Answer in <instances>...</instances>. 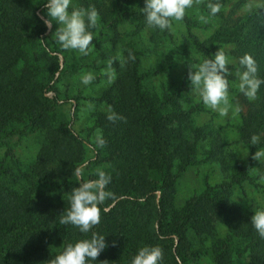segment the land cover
I'll use <instances>...</instances> for the list:
<instances>
[{
    "label": "trees",
    "instance_id": "16d2710c",
    "mask_svg": "<svg viewBox=\"0 0 264 264\" xmlns=\"http://www.w3.org/2000/svg\"><path fill=\"white\" fill-rule=\"evenodd\" d=\"M77 1L84 8L95 6L104 28L115 30L125 22L147 26L141 12L144 0H114L110 9L98 6V0ZM217 2L223 7L226 0L207 3ZM41 7L28 0L0 2V264H48L65 246L90 238L92 232L105 236L108 246L89 264L105 260L131 264L144 246L162 249L160 264H199L206 255L212 264H234L243 256L248 264H264V239L251 223L253 213L232 198L242 183L258 186L255 180H264V160L251 158L256 150H264V84L255 100L245 96L240 100L244 107L237 132L239 143L248 150L247 163L241 165L233 153L225 155L215 135L207 158L219 161L228 179L206 184L176 206L179 178L195 164L198 143L206 138L192 125L202 106L181 105L192 88L188 76L176 91H149L147 78L160 71L140 73L141 54L128 43L116 77L98 98H91L106 111L95 114L93 129L100 136L89 144L74 133L73 115H60L59 99L50 97L56 93L59 66L57 55H52L57 50L50 52L51 32L37 15ZM186 10L182 22L203 60L211 58L214 48L228 46L225 54L236 62L228 65L231 73L238 59L249 54L256 61L258 77L264 79V10L236 18L217 13L223 23L203 41L191 31ZM130 53L134 60L128 59ZM227 79L230 87L233 75ZM29 134L43 135V142L34 161L24 168L14 147ZM253 135L260 137L256 145L250 143ZM87 151L92 158H86ZM91 168L111 177L106 186L110 196L99 205V225L81 233L59 221L69 207L72 189L98 178V171L90 173ZM261 192L264 195V186ZM217 224L225 226L226 235L207 250L201 241L214 235Z\"/></svg>",
    "mask_w": 264,
    "mask_h": 264
},
{
    "label": "rangeland",
    "instance_id": "374dc122",
    "mask_svg": "<svg viewBox=\"0 0 264 264\" xmlns=\"http://www.w3.org/2000/svg\"><path fill=\"white\" fill-rule=\"evenodd\" d=\"M210 0H199L186 10V16L191 23V31L200 39L206 40L212 32L218 28L223 20L218 15H212L207 7ZM1 2V0H0ZM34 5L42 6L37 15L46 16L44 3L46 0H28ZM264 3V0H260ZM114 0H98L97 5L110 9L114 6ZM247 0H226L220 12L227 17L236 18L247 13L244 6ZM72 7H81L77 0H72ZM88 8V7H86ZM57 25L53 23L50 38V52L57 55L59 70L55 75L56 93H51L50 97L56 95L59 99V114L70 118L73 115L74 133L87 140L89 144L95 142L100 136L98 129H93L95 114L98 111H106L102 103L91 100L98 98L101 92L106 89L116 77L119 64H121L122 53L128 43H133L140 52V73H147L152 70H159L160 73L150 76L145 82V87L153 92L159 93L162 90L169 92L176 91L187 78L190 69L195 70L202 63L203 58L192 46L188 36L185 24L182 21H172L170 29L161 31L141 26L137 24L121 23L115 30L102 27L100 18L95 28L90 29L93 33V50L84 56L75 50H64L56 39L52 40V34ZM94 40H98L96 43ZM223 50L227 53L228 46L213 49ZM214 55V54H213ZM227 56V55H226ZM228 57V56H227ZM113 61L112 79L105 74L107 62ZM229 65L235 66V60L228 57ZM86 73H92L94 80L85 85L81 82V77ZM233 80L229 87V105L228 114L221 117L217 111L206 107L197 95L192 92V88L186 94L182 101V107L187 109L191 105L200 104L203 112L194 118L193 126L203 131L206 138L198 143V151L195 164L189 167L183 175L180 176L174 203L180 206L181 203L194 194H199L204 190L205 185H215L228 179L227 171L219 161L207 158V152L213 143V137L216 135L221 139V146L224 154L233 153L241 165L247 163V156H244L247 149L239 143L237 126L240 121V110L243 105L240 100L244 97L238 90V78L235 72H232ZM78 97H81L79 99ZM242 107V109H241ZM238 109V110H237ZM43 135L29 134L21 136L17 145L14 147V153L25 168L32 163L43 142ZM226 157V156H225ZM86 158H92L90 151H87ZM264 159H262L263 161ZM99 169L91 168L90 173L97 172ZM255 172H251L253 176ZM86 178V173H83ZM252 185L248 182L242 183L240 188L235 189L232 198L243 210L255 213L258 210H264V195L261 188L264 186V180H255ZM226 228L223 225L215 226L214 235L207 236L201 241L207 250L217 239H222L226 235ZM199 264H212L208 255L203 256ZM234 264H248L246 256L236 258Z\"/></svg>",
    "mask_w": 264,
    "mask_h": 264
},
{
    "label": "clouds",
    "instance_id": "9594fccd",
    "mask_svg": "<svg viewBox=\"0 0 264 264\" xmlns=\"http://www.w3.org/2000/svg\"><path fill=\"white\" fill-rule=\"evenodd\" d=\"M72 0H46L44 8L46 16L41 15V20L47 29H52L53 23L57 25L52 33L56 42L64 50H75L87 56L93 50V33L90 29L95 28L99 19V13L95 6L72 7ZM193 5V0H144L141 12L145 17L146 25L149 28H158L161 31L170 29L172 21H182L185 10ZM207 7L212 15L220 12V3H209ZM264 10V3L260 0H247L244 11L261 14ZM129 60L135 57L130 53ZM230 61L223 50H217L211 58L204 59L195 70L190 69L188 80L192 92L199 97L203 104L219 113L221 117L228 114L229 105V82L227 77L232 75L228 65ZM113 61L107 62L105 74L112 79ZM238 67L235 76L238 78V90L249 100L257 98V92L264 84V79L258 77L257 65L254 58L244 54L237 61ZM92 73H86L81 77L85 85L94 80ZM238 110V109H237ZM109 119H113L112 116ZM260 137L253 135L250 143L256 145ZM99 146L105 142L98 139ZM248 155V150L244 156ZM255 161L264 159V150H256L251 157ZM77 175H82L81 169H76ZM97 179L87 180L72 189L69 196V207L63 211L59 223L61 225H73L81 233H89L100 223V208L110 193L106 186L110 183L111 177L104 171L97 172ZM264 179V177H262ZM251 223L259 236L264 239V210H258L251 216ZM108 245L105 236L92 232L91 237L82 239L74 244H68L63 251L48 261V264H89L96 261L99 255ZM114 246V242H113ZM163 258L162 249L158 246L141 247L132 258L131 264H160ZM100 264H109L107 260Z\"/></svg>",
    "mask_w": 264,
    "mask_h": 264
}]
</instances>
